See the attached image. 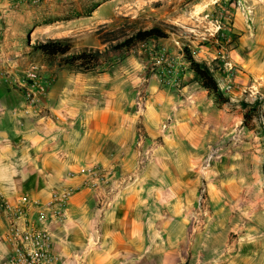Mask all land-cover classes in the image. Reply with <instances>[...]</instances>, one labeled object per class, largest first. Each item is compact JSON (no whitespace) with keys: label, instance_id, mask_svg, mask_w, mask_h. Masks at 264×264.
Here are the masks:
<instances>
[{"label":"crops","instance_id":"obj_1","mask_svg":"<svg viewBox=\"0 0 264 264\" xmlns=\"http://www.w3.org/2000/svg\"><path fill=\"white\" fill-rule=\"evenodd\" d=\"M151 1L103 0L93 13L105 6L112 15L95 22L108 24L117 14L134 19ZM96 2L0 0V196L15 205L25 194L46 201L52 190L72 188L66 219L52 220L50 228L58 238L54 250L61 261L79 264L76 254L84 248L86 233L98 216L85 170L115 168L120 175L134 174V179L101 219L100 246L90 245L84 264H264V252L259 250L264 248V211L252 213V222L243 219V224L240 220L248 212L237 211L241 201L248 199L250 184L257 182L255 161L247 159L248 147H238L243 151L232 150L214 161L217 176L207 183L212 215L204 230L191 238L186 212L202 182L201 163L208 147H175L174 134H168L158 147H143L149 157L135 174L138 125L148 136L159 137L162 118L176 106L173 94L155 82L151 100L139 117L132 95V88L141 82L139 62L128 65L124 60L94 72L46 66V96L37 103L28 99L31 86L25 80L23 41L46 30L43 25L79 21L82 6ZM158 4L150 10L160 15V9L175 8L176 0ZM66 14L70 19H64ZM56 34L45 38L63 35ZM185 90L186 86L181 91ZM192 108V119L202 114L199 103ZM7 228L6 218L0 215V264L9 251ZM232 232L243 236L229 243Z\"/></svg>","mask_w":264,"mask_h":264},{"label":"rangeland","instance_id":"obj_2","mask_svg":"<svg viewBox=\"0 0 264 264\" xmlns=\"http://www.w3.org/2000/svg\"><path fill=\"white\" fill-rule=\"evenodd\" d=\"M102 1L97 0L92 6H82L79 21L47 23L43 25L46 30H38L27 40L34 43L36 35H39L38 40L43 42L45 35L61 33L63 35L59 37H70L75 46L97 45L102 49L104 46L99 45L97 35L101 23L95 21L99 17L112 15L105 6L93 13L95 5ZM158 3L160 0H153L143 5L144 11L141 9L142 12L134 19L117 14L112 22L105 25L112 29L124 22L134 21L137 27L162 23L168 38L149 42L144 47L113 58L104 67L110 68L124 60L128 65L141 64L138 66L141 82L132 88L135 102L139 91L144 98L141 109L135 104L140 118L151 100V86L155 82L160 89L173 94L176 106L169 109L170 115L167 112L162 118L158 128L161 136H148L143 127L138 125L136 141L141 133L146 138L142 147H158L157 144L163 142L166 135L171 134L173 137L174 134L175 147H208L206 156L213 154V158L205 174L206 180L201 169V184L207 185L216 178V159L223 158L232 150L243 151V148L238 147H248L246 151L250 157L247 159L255 161L257 182L250 184L248 199L241 201L237 211L243 209L248 212V216H242L241 224L244 223L243 219L252 222V213L264 211V0H176L175 8L160 9V15L150 10L158 7ZM64 19H70L69 14ZM27 40L23 41V47ZM183 46L187 47L195 60L201 61L205 57L202 62L213 71L224 97L231 105L217 108L192 76L184 74L182 58L178 55ZM160 50L165 51L166 62L158 63L155 59ZM25 61L26 66L30 63L43 64L36 58H26ZM184 86L186 90L181 91ZM241 102L255 105V112H250L245 119ZM196 103H199L202 114L192 119V105ZM189 107L192 111H189ZM168 116H171V126L162 130L161 124ZM241 235L240 232L230 233L229 243H234ZM259 250L260 254L264 252L263 247Z\"/></svg>","mask_w":264,"mask_h":264},{"label":"built area","instance_id":"obj_3","mask_svg":"<svg viewBox=\"0 0 264 264\" xmlns=\"http://www.w3.org/2000/svg\"><path fill=\"white\" fill-rule=\"evenodd\" d=\"M142 44L139 48L144 47ZM157 62H166V53L160 50L155 56ZM183 66V63H181ZM43 68L46 65L30 63L25 69V80L31 89L27 90V97L31 102L37 103L47 94L48 79L43 76ZM136 105L141 109L144 98L139 91L136 97ZM138 108V109H139ZM171 126V116L161 124L162 130ZM145 137L139 133L136 146L139 151L138 166L135 174L141 172L145 161L148 159V150H143ZM213 154L202 159L201 169L203 179L206 180L207 169L211 167ZM89 184L93 188L96 199L98 216L94 218L91 228L86 233L85 245L76 256L79 264H84L87 256L92 251L93 244L99 247L101 235L99 223L106 211L111 209L118 200L117 194L134 179V174L120 175L115 168L88 167L86 170ZM101 181V182H100ZM73 189L62 187L52 190L46 201L32 199L29 194L22 195L17 204L12 205L0 196V215L4 216L8 223L5 241L9 245V251L1 259V264H64L54 250V244L58 239L50 228V222L66 219L67 205ZM212 214L210 197L206 183L201 184L191 207L186 212V224L189 237H194L205 228ZM28 216V217H27ZM24 217V224L19 219Z\"/></svg>","mask_w":264,"mask_h":264},{"label":"trees","instance_id":"obj_4","mask_svg":"<svg viewBox=\"0 0 264 264\" xmlns=\"http://www.w3.org/2000/svg\"><path fill=\"white\" fill-rule=\"evenodd\" d=\"M155 23L150 27H137L136 22H124L115 28H108L105 24L99 25L97 35L102 49L93 46H75L70 37L47 38L45 41H26L24 46L25 58H36L44 65L55 70L94 72L103 65L138 49L142 44L159 42L168 38L161 26ZM185 71L192 75L194 81L212 99L217 108L231 103L224 97L213 71L202 61L193 58L187 47L180 50ZM245 110L244 119L250 112H255L254 103L241 102Z\"/></svg>","mask_w":264,"mask_h":264}]
</instances>
